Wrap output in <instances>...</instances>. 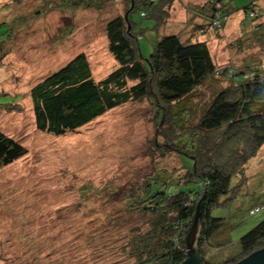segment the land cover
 I'll list each match as a JSON object with an SVG mask.
<instances>
[{"label": "rangeland", "instance_id": "374dc122", "mask_svg": "<svg viewBox=\"0 0 264 264\" xmlns=\"http://www.w3.org/2000/svg\"><path fill=\"white\" fill-rule=\"evenodd\" d=\"M136 1L87 0L85 6L70 0H0V131L19 139L27 151L0 168V264H133L118 250L141 224L124 209L125 193L153 174L184 180L175 153L153 155L155 113L146 100L120 106L62 137L35 130L31 86L79 53L87 56L94 80L106 77L116 68L106 24L126 16ZM207 1L175 0L160 24L141 18L139 9L132 12L130 21L142 28L140 55L147 58L163 36H188L189 6ZM223 1L240 10L229 15L223 29L215 25L216 31L208 29L199 38L220 67L264 68V33L254 38V26L245 24L241 10L255 3L264 25V0ZM207 85L203 98L217 84ZM238 182V192L211 211L223 219L205 249L211 264L235 258L239 238L264 220V210L249 215L264 206V146L245 164Z\"/></svg>", "mask_w": 264, "mask_h": 264}, {"label": "trees", "instance_id": "16d2710c", "mask_svg": "<svg viewBox=\"0 0 264 264\" xmlns=\"http://www.w3.org/2000/svg\"><path fill=\"white\" fill-rule=\"evenodd\" d=\"M174 1L137 0L126 16L117 15L107 22V49L116 68L103 79L94 80L87 56L79 53L29 89L35 130L53 137L74 132L126 104L146 100L152 106L156 125L150 146L153 155L175 153L185 172L182 182L153 174L125 193L124 209L141 224L129 231L118 250L133 264L182 263V241L197 207L198 250L202 263L211 264L205 260V249L223 226V219L212 217L211 211L238 192L245 164L264 146V68L220 67L199 38L208 29L216 31L215 25L223 29L229 15L239 8L223 0L189 6L190 34L163 36L147 58L140 55L137 32L142 28L129 15L139 9L141 18L151 17L159 23ZM70 2L89 6L87 0ZM254 6L252 2L241 10L247 15L245 24L254 26L256 38L264 33V25L258 22ZM208 81L217 85L203 98ZM26 152L19 139L0 131V168ZM262 210L264 206L255 207L249 215ZM238 244L240 253L222 264L235 263L264 247V220L241 236Z\"/></svg>", "mask_w": 264, "mask_h": 264}, {"label": "water", "instance_id": "95a60500", "mask_svg": "<svg viewBox=\"0 0 264 264\" xmlns=\"http://www.w3.org/2000/svg\"><path fill=\"white\" fill-rule=\"evenodd\" d=\"M199 235V210L197 207L182 241L185 259L180 264H203L198 250ZM232 264H264V247L253 251L244 258Z\"/></svg>", "mask_w": 264, "mask_h": 264}, {"label": "crops", "instance_id": "0c3cea01", "mask_svg": "<svg viewBox=\"0 0 264 264\" xmlns=\"http://www.w3.org/2000/svg\"><path fill=\"white\" fill-rule=\"evenodd\" d=\"M189 14V13H188ZM191 14V13H190ZM189 14V17H192L191 15ZM195 21L196 22H199V21H201V20H199V19H195ZM195 21L194 22H192L193 24L195 23ZM191 25V24H190Z\"/></svg>", "mask_w": 264, "mask_h": 264}, {"label": "built area", "instance_id": "2783aa9c", "mask_svg": "<svg viewBox=\"0 0 264 264\" xmlns=\"http://www.w3.org/2000/svg\"><path fill=\"white\" fill-rule=\"evenodd\" d=\"M251 213H253V212H251Z\"/></svg>", "mask_w": 264, "mask_h": 264}]
</instances>
